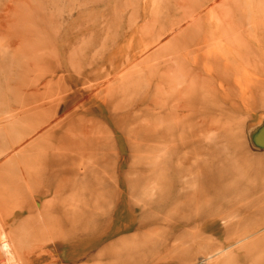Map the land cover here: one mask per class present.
<instances>
[{"label":"rangeland","instance_id":"1","mask_svg":"<svg viewBox=\"0 0 264 264\" xmlns=\"http://www.w3.org/2000/svg\"><path fill=\"white\" fill-rule=\"evenodd\" d=\"M0 264H264V0H0Z\"/></svg>","mask_w":264,"mask_h":264}]
</instances>
